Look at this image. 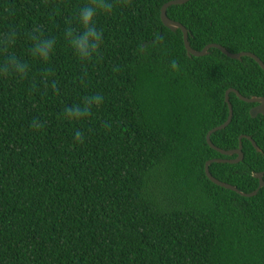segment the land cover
Masks as SVG:
<instances>
[{
	"label": "trees",
	"instance_id": "16d2710c",
	"mask_svg": "<svg viewBox=\"0 0 264 264\" xmlns=\"http://www.w3.org/2000/svg\"><path fill=\"white\" fill-rule=\"evenodd\" d=\"M169 1L115 0L113 15L98 18L105 47L96 63H77L61 42L56 96L0 80V264H264V188L242 197L204 173L210 160L236 158L206 143L228 118L226 91L264 98V71L217 49L187 56L182 33L160 20ZM85 2L0 0V28L13 4L16 24L59 38ZM166 13L192 50L215 44L264 64V0H190ZM15 51L25 53L23 40ZM42 69L33 68L37 79ZM92 93L106 102L89 119H63L65 105ZM229 101L232 120L211 143L231 151L246 136L262 153L243 138V160L212 163L209 173L250 194L264 173V115L250 117L255 104L234 93ZM34 117L46 122L40 132L29 126ZM76 128L82 144L73 142Z\"/></svg>",
	"mask_w": 264,
	"mask_h": 264
},
{
	"label": "clouds",
	"instance_id": "9594fccd",
	"mask_svg": "<svg viewBox=\"0 0 264 264\" xmlns=\"http://www.w3.org/2000/svg\"><path fill=\"white\" fill-rule=\"evenodd\" d=\"M115 0H86L69 15L64 22V28L59 38L46 35L40 25H33L30 30L16 24L18 11L13 4L3 8L2 15L7 22L0 28V80H14L18 83L31 82V90L39 94L43 86L44 94L49 91L53 96L58 95L59 82L56 71L52 67V60L56 56L61 42L81 65L96 63L105 47V34L98 27L100 16H111L116 8ZM21 40L24 41L26 51L17 54L15 49ZM40 64L43 66L39 78L33 75V68ZM173 72L179 71L178 64L171 63ZM106 102L103 93H92L83 97L79 102L65 105L62 110L64 120L81 124L89 119L96 110ZM45 121L34 117L30 121V128L40 132L45 128ZM107 127V124L104 125ZM86 133L80 128L74 130L72 139L75 144H82Z\"/></svg>",
	"mask_w": 264,
	"mask_h": 264
},
{
	"label": "water",
	"instance_id": "95a60500",
	"mask_svg": "<svg viewBox=\"0 0 264 264\" xmlns=\"http://www.w3.org/2000/svg\"><path fill=\"white\" fill-rule=\"evenodd\" d=\"M190 0H170L169 2L165 3L161 10H160V20L162 25L168 29L169 31H171L172 33L177 32L178 30L182 33V38H183V44L187 53V56L189 57H203L209 54V49H217L219 50L223 55H225L226 57H228L229 59L232 60H237V61H241L242 58L244 57H248L250 59H252L254 62H256L259 67L264 71V64L263 62L258 59L255 55L251 54V53H246V52H242V53H238V54H231L229 53L226 49H224L223 47L219 46V45H209L207 47H205L202 51H194L191 49L190 44L188 42V37H189V33L188 31L180 24L177 22H174L172 20H170L167 17V9L171 6H177V5H183L187 2H189ZM230 93H234L236 95V97L247 104H256L257 106H255L254 108H252L249 112L250 117L255 118L258 115H264V98H245L243 96H241L237 91L233 90V89H229L228 91H226L225 93V99L224 102L227 105L228 108V118L225 121V123H223L222 125H220L219 127H216L214 129H212L211 131H209L206 135V143L207 145L214 151H216L217 153H219L222 156L225 157H232V156H236L235 159L233 160H221V159H215V160H210L208 162H206L205 166H204V173L206 178L214 185H216L217 187L232 191L242 197H253L257 194L258 190L261 188H264V181H263V175L264 173H258L255 174L254 177L258 180L259 182V186L257 188V190H255L253 193L250 194H244L241 193L239 190H237L234 186L222 183L218 180H216L215 178H213L211 176V174L209 173V166L212 163H227V164H237L239 162H241L243 160V153H242V139H246L247 141H249L251 143V145L253 146V148L256 150L257 153H262L261 150L257 147V145L255 144V142L252 140L251 137H246V136H242L239 138V144H238V148L235 150H231V151H223L217 147H215L211 141H210V136L211 134L223 130L225 129L231 122L232 117H233V111H232V106L230 104L229 101V94Z\"/></svg>",
	"mask_w": 264,
	"mask_h": 264
},
{
	"label": "flooded vegetation",
	"instance_id": "af4514ba",
	"mask_svg": "<svg viewBox=\"0 0 264 264\" xmlns=\"http://www.w3.org/2000/svg\"><path fill=\"white\" fill-rule=\"evenodd\" d=\"M255 106H257V105H256V104H255V105H253V107H251V109H252V108H254ZM251 109H250V110H251ZM250 110H249V112H250Z\"/></svg>",
	"mask_w": 264,
	"mask_h": 264
}]
</instances>
